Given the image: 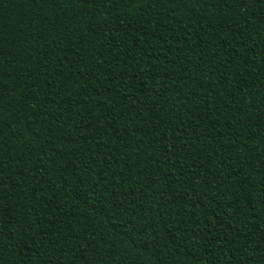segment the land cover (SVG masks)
<instances>
[{"label": "trees", "instance_id": "16d2710c", "mask_svg": "<svg viewBox=\"0 0 264 264\" xmlns=\"http://www.w3.org/2000/svg\"><path fill=\"white\" fill-rule=\"evenodd\" d=\"M0 264H264V0H0Z\"/></svg>", "mask_w": 264, "mask_h": 264}]
</instances>
